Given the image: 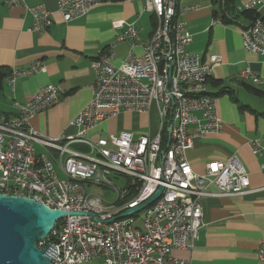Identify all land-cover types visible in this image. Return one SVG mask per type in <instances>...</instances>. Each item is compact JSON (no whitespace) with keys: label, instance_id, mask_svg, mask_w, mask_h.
Segmentation results:
<instances>
[{"label":"built area","instance_id":"1","mask_svg":"<svg viewBox=\"0 0 264 264\" xmlns=\"http://www.w3.org/2000/svg\"><path fill=\"white\" fill-rule=\"evenodd\" d=\"M108 1L56 0V12L68 23ZM145 2L154 19L150 38L141 42L134 23L113 22L112 27L122 33L91 63L95 74L91 100L70 122L76 134L63 138L86 146L89 153L59 145V138L46 137L30 124L39 112L59 101L62 91L57 86L46 85L26 102H15L14 117L0 115V194L26 196L50 209L85 214L67 215L56 223L54 233L38 242L39 248L54 245L56 257L50 264L92 260L102 264H189L172 252L193 249L202 226V200L250 191L247 172L235 155L223 162L206 163L204 174L193 172L186 151L194 140L221 130L217 100L208 94L207 82L222 60L217 55L201 60L186 51L191 35L176 16L194 7L178 8L176 0ZM262 3L242 0L235 10L257 12ZM4 4L21 7L31 16L29 32L42 33L52 24L53 12L44 5L29 7L23 0H4ZM240 38L246 52L264 56L263 20L250 21L240 30ZM123 41L128 42L129 51L115 67L114 48ZM137 46L140 55L134 53ZM44 71L43 63L37 61L26 70L12 71L3 81L13 91L17 78ZM240 78L260 83L249 68L241 71ZM152 105L157 106L159 116L154 136L133 140L130 133L122 132L95 141L88 137L104 120L123 112L147 113ZM189 126H193L192 132ZM35 145L57 150L59 160L55 163L46 155L37 158ZM246 145L254 156L264 157L260 139L248 140ZM111 178H125L126 183L120 188ZM84 184L111 188L113 200L86 193ZM160 186L159 198L142 210L141 225L135 223L136 214L116 219L146 201ZM132 191L134 196L125 201ZM50 237L53 243L47 241ZM257 260L264 264V239Z\"/></svg>","mask_w":264,"mask_h":264},{"label":"crops","instance_id":"2","mask_svg":"<svg viewBox=\"0 0 264 264\" xmlns=\"http://www.w3.org/2000/svg\"><path fill=\"white\" fill-rule=\"evenodd\" d=\"M23 1L26 6L44 5L52 11V24L42 33L29 32L31 16L21 7H6L4 0H0V68L9 73L22 71L39 61L45 71L17 78L13 91L3 81L0 115L14 117L15 102H26L46 85L57 86L62 91L59 101L39 112L30 124L46 137L59 138V145L89 153L86 146L67 143L63 138L76 134L70 122L91 100L95 80L91 63L122 33L112 27L113 22L134 23L140 41L148 40L154 28L152 13L146 9L145 0L108 1L65 23L56 12V0ZM262 1L257 14L264 18ZM176 2L178 8L194 7L176 16L191 35L186 51L201 60L209 55L220 56L222 60L207 82L208 94L217 100L221 130L194 140L186 151V159L193 172L204 174L206 163L223 162L235 155L247 172L250 191L242 196L202 200L198 240L191 251L173 250L172 255L189 264H261L257 249L264 239V170L261 169L264 157L254 156L246 144L248 140L260 139L264 145V56L243 49L240 30L250 22L246 18L222 22L219 15H214L212 0ZM128 51L127 41L116 44L115 67L124 62ZM134 53L140 55L141 48L135 47ZM246 68L258 77L259 84L240 78ZM158 125V108L152 105L147 113L123 112L104 120L88 137L95 141L127 132L136 140L140 136H154ZM188 131L192 132L193 126ZM34 147L37 158L46 155L55 163L59 160L57 150Z\"/></svg>","mask_w":264,"mask_h":264},{"label":"water","instance_id":"3","mask_svg":"<svg viewBox=\"0 0 264 264\" xmlns=\"http://www.w3.org/2000/svg\"><path fill=\"white\" fill-rule=\"evenodd\" d=\"M171 126L167 130L169 135ZM163 191L160 186L146 201L118 215L116 219L132 216L149 207ZM69 216L83 213H66L50 209L26 196L0 194V264H50L56 257L54 245L38 247L56 231V223ZM87 216L97 218L93 214Z\"/></svg>","mask_w":264,"mask_h":264},{"label":"trees","instance_id":"4","mask_svg":"<svg viewBox=\"0 0 264 264\" xmlns=\"http://www.w3.org/2000/svg\"><path fill=\"white\" fill-rule=\"evenodd\" d=\"M111 2H121L125 0H109ZM241 0H212V4L214 5V15L220 16V20L225 23H230L238 18H246L249 21H253L256 18H260L264 21V18H261L255 10H248L238 12L235 10L236 4ZM11 73V72H10ZM10 73L3 68H0V88L2 87L3 80L10 75ZM166 137V136H165ZM134 196V192H128L124 197V200H129ZM49 243H53L54 238L50 237L47 240Z\"/></svg>","mask_w":264,"mask_h":264},{"label":"rangeland","instance_id":"5","mask_svg":"<svg viewBox=\"0 0 264 264\" xmlns=\"http://www.w3.org/2000/svg\"><path fill=\"white\" fill-rule=\"evenodd\" d=\"M59 177H62L61 173H58ZM111 180L114 182V184L120 188H123V186L126 183V179L125 178H117V179H113L111 178ZM84 188H85V192L86 193H92V194H96L98 196L101 197H105L109 200H113V190L111 188H103V187H99V186H89L87 184H84ZM142 217H143V212H139L136 214V216L134 217L135 219V223L136 225H141L142 222ZM101 262V261H100ZM99 262V260H93L87 264H101Z\"/></svg>","mask_w":264,"mask_h":264}]
</instances>
